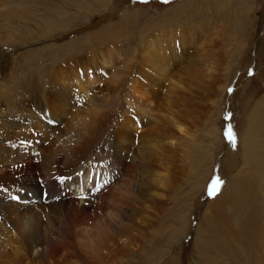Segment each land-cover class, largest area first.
<instances>
[{
  "label": "rangeland",
  "instance_id": "374dc122",
  "mask_svg": "<svg viewBox=\"0 0 264 264\" xmlns=\"http://www.w3.org/2000/svg\"><path fill=\"white\" fill-rule=\"evenodd\" d=\"M242 1L0 0V107L21 94L45 93L59 78H86L87 97L73 98L77 103L57 121V129L67 131L83 125L100 103L117 111L119 87L133 77L154 98L143 115L130 111L140 139L163 120H181L177 146L164 152L168 164L161 163L171 164L164 171L169 181L163 187L160 177L153 179L154 210L144 229L119 252L102 243L101 254L93 252L100 258L91 252L90 264L264 263V124L252 130L247 120L259 99L264 105V0ZM239 11L246 16L240 29L232 17ZM78 109L81 118L72 117ZM248 131L259 142L253 149L259 156L244 149ZM79 178L70 193L80 195ZM216 180L219 190L210 196ZM94 184L97 191L99 181ZM60 255L61 264L76 262L69 251Z\"/></svg>",
  "mask_w": 264,
  "mask_h": 264
},
{
  "label": "bare ground",
  "instance_id": "6f19581e",
  "mask_svg": "<svg viewBox=\"0 0 264 264\" xmlns=\"http://www.w3.org/2000/svg\"><path fill=\"white\" fill-rule=\"evenodd\" d=\"M240 11L232 15L238 29L241 25L238 22L248 8L246 12L244 10L245 15H240ZM142 52L145 54L143 57L151 59L146 55L147 51ZM132 78L125 83V79H121L124 84L119 87L118 102L115 103L117 111H110V107L100 103L83 117L86 118L83 125L75 129L68 125L67 131L57 129V121L60 123L68 108L77 103L72 101L73 98L87 97L91 87L86 78L75 76L72 81L59 78L45 93L36 91L35 97L25 99L21 94L20 101H12L13 104L6 108L0 107V264H61L63 251L74 254L76 262L70 259V264H90L91 252L100 253L104 247L101 248L102 243H111L113 251L119 252L129 239L144 229L142 227L147 224L148 210L154 200L153 193H149L152 192L149 191L151 186L155 185L152 181L156 177H160L161 184L169 181H166L168 177L164 171L171 164L163 167L162 164H168L162 163V160L166 161L164 152L175 147L177 132L182 130L181 120L173 117L167 120L168 123L163 120L164 126L154 130V136L146 135L140 139L136 132L137 123L130 111L142 113L154 98L144 93L147 91ZM262 103L259 99L253 110L248 112L247 120L252 130L258 128V124H264ZM71 114L72 117H80V109ZM248 133L244 149L259 156L260 150H253L259 142L254 140L252 132ZM137 136L141 140L139 146ZM160 155L161 160L158 159ZM138 167L146 173L137 171ZM158 170L164 174L158 175ZM94 173L97 175H91ZM88 176L90 178L85 183L84 177L87 179ZM78 178L81 185L75 187V191L78 190L80 195L70 193L73 182ZM102 180L108 185L102 187ZM94 181L100 184L97 191L93 189L96 188ZM85 195H90L88 200ZM97 256L96 260L100 258Z\"/></svg>",
  "mask_w": 264,
  "mask_h": 264
},
{
  "label": "snow or ice",
  "instance_id": "6c2138e0",
  "mask_svg": "<svg viewBox=\"0 0 264 264\" xmlns=\"http://www.w3.org/2000/svg\"><path fill=\"white\" fill-rule=\"evenodd\" d=\"M142 2H147V0H142ZM164 3H168L169 0H163ZM229 91H231V89H229ZM231 134L229 133V139H231ZM219 181L216 180L213 182L212 186L209 188V195L210 196H214L216 194V192L219 190Z\"/></svg>",
  "mask_w": 264,
  "mask_h": 264
},
{
  "label": "water",
  "instance_id": "95a60500",
  "mask_svg": "<svg viewBox=\"0 0 264 264\" xmlns=\"http://www.w3.org/2000/svg\"><path fill=\"white\" fill-rule=\"evenodd\" d=\"M226 123H227V124H226L227 128H228V127H231L230 120H229L227 117H226Z\"/></svg>",
  "mask_w": 264,
  "mask_h": 264
}]
</instances>
